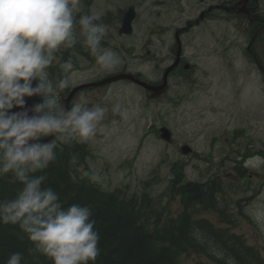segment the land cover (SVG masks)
I'll return each instance as SVG.
<instances>
[{"label":"rangeland","instance_id":"1","mask_svg":"<svg viewBox=\"0 0 264 264\" xmlns=\"http://www.w3.org/2000/svg\"><path fill=\"white\" fill-rule=\"evenodd\" d=\"M210 1L216 2L206 0ZM196 4H199L198 0H182L179 21L174 24L170 22L176 15L172 8H169L170 14L164 10L158 17L155 14L158 9L149 8L148 3L145 5L147 9L139 6L132 22V26L135 24L133 36L126 40L125 37L111 39L101 48V52L112 50L120 57V64L111 71L102 69L96 57L90 60L80 53L85 37L76 28V44L56 53L53 65L58 69L50 79L54 84L68 79V87L58 90L63 94L78 84L114 74L128 63L131 73L139 71L142 79L157 80L159 75L152 69L153 61H146L143 54L149 29L157 22L164 25L163 55L167 62L169 41L166 40L173 32V25H183L185 20L196 15L202 6ZM108 7L109 10L104 9L96 1L92 14L100 17L107 11L117 13V5ZM77 8L78 24L82 10L80 0ZM237 23L236 19L230 23L219 20L188 31L183 44L186 60L195 66L194 70L181 78L174 76L167 95L159 101L150 102L142 89L125 81L78 91L71 103L82 102L83 98L89 107L100 105L107 112L93 138L83 143L75 141L87 145L90 150L85 166L80 170L81 175L91 179L93 175L99 176L100 179L94 182L106 191L122 188L128 196L147 191L168 203L173 168L179 165H182L187 181L203 184L209 178L220 176L241 184L244 188L242 196L230 193L227 197L241 203L235 213L238 215L236 223L228 232L240 236L246 244L259 250L264 261V230L254 218L258 211H264V166L247 168L243 179L236 178L233 169L237 162L243 164L249 157H264V76H259L243 57V54L247 55L245 47L249 35L240 29L242 26L236 28ZM164 29L162 27L163 32ZM127 42L136 57L128 59V53L119 49ZM158 48V42L154 41L149 49L160 53ZM261 56L264 59V51H261ZM64 60H70L73 65L67 73L62 67ZM163 126L171 131L170 142L160 138L158 129ZM183 146H188L193 152L184 155ZM170 208L171 214L177 215L181 205L175 201ZM198 217L217 224L211 213H201ZM184 264L217 263L191 255L184 259Z\"/></svg>","mask_w":264,"mask_h":264},{"label":"clouds","instance_id":"2","mask_svg":"<svg viewBox=\"0 0 264 264\" xmlns=\"http://www.w3.org/2000/svg\"><path fill=\"white\" fill-rule=\"evenodd\" d=\"M77 5L78 0H0V176L11 173L23 185L14 199L0 201V224L18 225L32 244L29 254L51 264H94L100 254L91 208L63 207L58 193L43 186L46 175H35L56 159L58 142L93 138L107 112L100 105L89 107L83 98L64 106L58 90L68 87V79L54 84L49 78L56 53L77 42ZM98 20L85 14L78 25L97 64L111 71L121 60L112 50L101 52L109 26L94 23ZM62 67L67 73L73 65L69 60ZM34 96L40 102L28 107L26 98ZM261 166V156L244 161L246 168ZM254 218L264 230V211ZM22 258L12 253L6 264H21Z\"/></svg>","mask_w":264,"mask_h":264},{"label":"trees","instance_id":"3","mask_svg":"<svg viewBox=\"0 0 264 264\" xmlns=\"http://www.w3.org/2000/svg\"><path fill=\"white\" fill-rule=\"evenodd\" d=\"M49 78L56 66L49 68ZM27 106L40 102V97L26 98ZM12 111H20L14 108ZM90 155L89 147L72 140L58 142L56 159L48 168L35 175H46L44 187L58 193L63 207L88 205L91 219L99 233L98 255L94 264H184L195 255L217 264H264L260 251L245 243L240 236L228 232L238 217L240 201L228 200L234 193L242 196L243 186L220 176L205 183L187 181L183 167L173 168L168 203L149 192L128 196L122 188L101 189L80 170ZM75 158V163L70 160ZM234 176L243 179L246 168L237 162ZM23 185L8 173L0 176V201L14 199ZM181 205L177 215L171 214L172 202ZM213 214L217 224L198 214ZM32 244L18 225L0 224V264H6L10 254L19 252L21 264H51L43 256L29 254Z\"/></svg>","mask_w":264,"mask_h":264},{"label":"flooded vegetation","instance_id":"4","mask_svg":"<svg viewBox=\"0 0 264 264\" xmlns=\"http://www.w3.org/2000/svg\"><path fill=\"white\" fill-rule=\"evenodd\" d=\"M96 1L104 6V9L108 8L107 10H109L108 6H111L113 8V5H117V13L111 14L109 11H107L105 14L99 17L98 21L94 22L103 23L109 26V30L106 32L103 40L101 41V48L106 46L111 39L125 37L126 40L128 39V37L133 36V27L135 26V24H133L132 26L133 34L131 33L128 35L120 33L123 15L129 8H134L135 10H137L139 6L146 8L145 5L148 3L149 8L152 7L153 10L158 9L155 13L158 17L164 10L168 11L166 12V14H170L171 10L169 8H172L173 13L176 15H174V19L170 21L171 24L179 21L178 15L182 11V0H125L124 2H122L121 0H80V5L82 7L80 16L85 14L93 15L92 9L96 5ZM198 1L199 4L196 5L201 4L202 6L197 11L196 15L194 14L189 17V19L185 20L183 25H173V32L166 40L169 41L167 62L166 58L164 57L165 55H163L165 53V43L163 41V37L166 32V30L164 29V25H160L159 22H157V24L155 26H152V28H150L148 31L149 37L145 41L143 54L146 58V61H153V64L151 65L152 69L156 70V74L159 75V78L155 81H145H147L148 84L152 85V87H158L164 83L165 73L168 71V74L166 76V84L168 89L163 91V94L157 97V99L149 100L150 102L159 101L163 99L164 96H166L167 91H169L168 85L174 76L181 78L187 76L190 71L194 70L195 66L186 60L183 38L185 34L192 28L204 23H213L219 20L230 23L233 19H236L238 23L235 25V27L240 28L242 26L240 29L246 31V33L249 35V41L245 47V52L248 56L243 54V57L253 65L259 76L260 74L264 76V59H262L261 56V51H264V0H247V2L245 3H242L243 0H216L215 3L213 1L206 2V0ZM242 7L244 8L245 12L238 11L239 8ZM162 27L164 29V32L162 30ZM77 29L81 30L78 24ZM154 41L158 42V49L160 50V53L149 49L153 46ZM248 47H250V52L246 50ZM128 48L129 47L127 42L126 45L122 44L119 49L124 50L128 53V59L136 57V55L132 52V47L129 48L130 50H128ZM80 53L83 54L85 58L90 60L95 57L90 54V51L85 45V42L81 44ZM252 54L254 55V57L252 56ZM67 57L65 58V60L67 59ZM129 65L128 63H126L120 70L116 71L114 74L120 72L131 73L129 71ZM132 74H134L138 78L141 77V72L139 71H134V73ZM144 90L146 91V97L158 94V91L156 90ZM67 94L68 91L66 90L63 94L60 93L59 95L63 99V97H66Z\"/></svg>","mask_w":264,"mask_h":264},{"label":"water","instance_id":"5","mask_svg":"<svg viewBox=\"0 0 264 264\" xmlns=\"http://www.w3.org/2000/svg\"><path fill=\"white\" fill-rule=\"evenodd\" d=\"M247 2V0H243L242 3ZM244 6V5H243ZM238 11L241 12H245L244 8H239ZM135 17V12L133 8H129L123 15L122 18V26L120 28V33H124V34H130L131 33V23L133 21ZM247 50H249V47L247 48ZM168 74V71L165 73V81L162 85L158 86V87H152V85H148L146 82H142L140 81L138 78H135L133 76V74L130 73H117L115 75H110V76H106L98 81L95 82H90V83H83L80 84L76 87H74L68 94V96L64 99V106L69 107L70 106V102L71 99L73 98V96L80 90L85 89V88H100L103 87L105 85H110L113 83H116L118 81L121 80H128L140 87H143L147 90H156L158 91V93H161L163 91H165L167 89V84H166V76ZM160 138L166 142H170L171 141V132L168 128L166 127H162L160 128ZM45 140H50L52 139V137H48V138H44ZM191 149L188 146H183L182 147V153L184 155H187L188 153H191Z\"/></svg>","mask_w":264,"mask_h":264}]
</instances>
